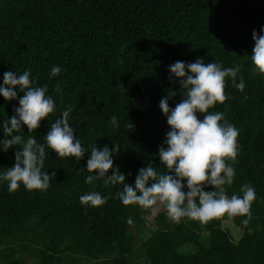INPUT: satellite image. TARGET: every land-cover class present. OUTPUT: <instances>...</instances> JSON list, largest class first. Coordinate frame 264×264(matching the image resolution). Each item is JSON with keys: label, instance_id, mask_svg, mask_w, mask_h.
I'll list each match as a JSON object with an SVG mask.
<instances>
[{"label": "trees", "instance_id": "1", "mask_svg": "<svg viewBox=\"0 0 264 264\" xmlns=\"http://www.w3.org/2000/svg\"><path fill=\"white\" fill-rule=\"evenodd\" d=\"M262 25L264 0H0V83L6 70L31 68L56 100V111L39 128L29 131L25 124L18 134L45 142L51 122L70 108V124L88 149L77 161L48 147L45 168L56 176L47 190L21 183L9 191L8 181L0 183V264H264V72L251 58L253 29ZM200 57L225 67L239 64L246 81L241 91L226 77L227 99L209 110L225 112L239 129L237 157L228 161L236 175L225 187L230 196L243 195L245 183L254 185L248 224L247 214L227 213L206 223L190 217L176 222L164 204L157 214L138 203L125 205L116 195L123 183H105V177L86 182L94 174L86 162L95 143L120 145L114 165L129 183L148 163L167 171L159 148L167 147L171 125L160 101L173 93L174 107L186 91L168 66ZM53 65L61 66L55 76ZM18 104V97L0 93V125ZM13 147L0 149V172L14 165L15 148L22 146ZM91 191L109 199L81 202ZM225 218L242 230L237 241L222 227ZM186 244L194 250H181Z\"/></svg>", "mask_w": 264, "mask_h": 264}, {"label": "clouds", "instance_id": "2", "mask_svg": "<svg viewBox=\"0 0 264 264\" xmlns=\"http://www.w3.org/2000/svg\"><path fill=\"white\" fill-rule=\"evenodd\" d=\"M253 39L251 58L257 70L264 72V25L259 30L253 29ZM168 67L170 77L174 74L179 78V84L186 91L185 98L174 107L169 104V96L173 93L160 101L171 125L166 133L167 147L161 145L159 148L160 159L167 171H158L155 164L148 163L139 168L134 184L129 183L126 180L128 174L122 172L119 165H114L113 153L119 151L120 145L99 147L95 143L86 162L87 170L94 174L87 175L86 182L105 177V183H123V189L116 195L125 205L138 203L157 214L159 205L164 204L168 215L176 222L182 217H190L206 223L227 213L231 216L247 214L243 223L248 224L252 202L256 198L254 185L245 183L241 186L243 195L233 192L230 196L225 187L234 182L236 175L234 164L228 161L237 157L239 129L226 118L225 112L209 110L217 102L227 99L226 77L230 76L235 87L244 90L246 81L240 74V65L225 67L223 62L212 60L206 63L200 57L194 62L176 60ZM60 72V65L52 66L53 76ZM238 74L239 82L236 79ZM2 79L0 93L8 100L18 97L19 104L15 106V114L0 125L5 133L0 138V149L7 151L14 145L22 147L15 148L14 165L0 172V183L8 181L9 191L16 190L21 183L28 189L47 190L56 172L49 173L45 168L46 149L51 147L61 157L71 155L77 161L88 153V149L70 124V108L51 122L45 142H39L35 136L25 140L18 130L25 124L29 131L39 128L42 118L56 111L55 97L49 94L48 84L41 85L32 78L31 68L22 73L6 70ZM200 113H203L202 117ZM111 122L114 127L120 126L116 115L111 116ZM132 128L134 122L129 120L127 129ZM109 169L113 170L111 174ZM206 185L215 187L206 190ZM79 199L85 204L101 205L109 196L91 191Z\"/></svg>", "mask_w": 264, "mask_h": 264}, {"label": "rangeland", "instance_id": "3", "mask_svg": "<svg viewBox=\"0 0 264 264\" xmlns=\"http://www.w3.org/2000/svg\"><path fill=\"white\" fill-rule=\"evenodd\" d=\"M222 227L225 228V229H228L229 233H230V238L232 241H237L238 238L240 237L241 235V232L242 230L237 227L236 225L233 224V222L231 221V219H223L222 221ZM191 247L192 246V249L190 251H193L194 248H193V245L189 246V244H186L184 246H182L181 250H185L186 247Z\"/></svg>", "mask_w": 264, "mask_h": 264}]
</instances>
